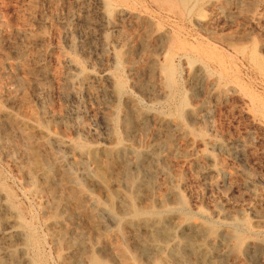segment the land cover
<instances>
[{
    "label": "rangeland",
    "instance_id": "374dc122",
    "mask_svg": "<svg viewBox=\"0 0 264 264\" xmlns=\"http://www.w3.org/2000/svg\"><path fill=\"white\" fill-rule=\"evenodd\" d=\"M17 102L57 139L49 149L80 179L99 232L113 244L108 212L120 205L126 217L138 211L166 221L171 238L160 240L161 250L141 253L132 236L146 229L126 228L122 249L99 253L103 261L197 264L168 254L182 242L175 224L197 221L216 237L189 233L209 250V264H264V0H0V107L15 112ZM132 112L142 125H125ZM1 120L0 201L7 206H0V252L11 247L33 264H68L52 238L48 194L26 182L20 154L9 150L21 135ZM164 141L179 149L151 163L153 194L136 195L117 165L109 172L99 163L105 157L83 154ZM66 143L82 152L69 155ZM77 160L102 179L82 177ZM170 187L177 196L160 206L155 196Z\"/></svg>",
    "mask_w": 264,
    "mask_h": 264
},
{
    "label": "bare ground",
    "instance_id": "6f19581e",
    "mask_svg": "<svg viewBox=\"0 0 264 264\" xmlns=\"http://www.w3.org/2000/svg\"><path fill=\"white\" fill-rule=\"evenodd\" d=\"M213 4L217 5L216 2ZM16 62V64L14 62L15 66L23 69L24 64L19 61ZM113 84V90L115 92L120 91V88H122L121 84L119 82H114ZM25 104V102L24 104H19L15 112H10L0 107V118L4 122L3 125L12 126L16 134L21 135L22 144L16 145L10 142L9 150L11 148V150L17 151L18 155L20 154L19 165L22 176L28 184L35 187L37 192L47 193L49 206L51 205L50 207L55 209L53 210L54 218L52 223L56 229L53 231L54 235L52 238L54 243L64 250V261H67L68 264H108L99 257V253L115 252L118 246L122 249V242L126 239V228L137 230L136 228L143 227L146 229V231L141 232L137 230L132 236L135 241L134 245L140 249L141 253L148 254L161 250L160 240H164L166 237L171 238V232L166 227V221H162V223L156 219L139 218L140 213L138 211H133L131 217H126L125 212L127 210L122 205L119 206L117 214L113 215L108 212L116 225L118 246L113 244V240L110 237L99 232L100 223L96 215L97 212L94 211L97 208L95 207L93 210L87 208L86 203L91 199L80 186V179L73 173L71 167L64 163L63 156L49 149L50 142L57 139L45 135L35 112L32 111L30 106H25ZM124 120L125 125L131 121L142 125L144 117L132 112L131 115L124 117ZM180 134L184 133L180 132ZM178 149V147L172 145V141H164L146 149H140L125 143L116 148L92 147L83 152V154L90 157H105L99 163L103 169L109 172L112 171L113 164L117 165L118 178L128 185L131 192L137 195L141 192L153 194L151 191V189L153 190L154 180L152 164L156 161H165L169 155L178 152ZM65 151L71 156L78 151L82 152L79 148L69 143L65 144ZM161 151L164 153H160ZM203 156L204 154L200 153L193 158V161H198ZM73 163L74 166L82 169V177L102 179L101 171L94 172L87 169L78 160ZM174 196H177V191L174 187H170L165 192L157 194L155 200L160 206H164L166 200ZM48 200L46 199L47 203ZM68 204L69 207L70 204L73 205L70 213H66L68 209L65 211ZM0 206L6 207L7 205L4 201H0ZM165 210L168 211L169 209L165 208ZM76 219L84 222L82 227V223ZM175 228L181 232L182 242H175L168 247L169 256L176 258L180 262L189 263L194 258L197 259V261L194 260L197 264H209V250L202 243L191 238L189 233L197 237H205L209 242H214L215 235L207 233L205 226L197 221L178 222L175 224ZM10 237V235L5 236L8 240ZM225 238H228L227 240L231 244L233 243L230 235H226ZM233 240L236 246L238 239L235 238ZM18 252H20L19 249L5 248L4 252H0V264H33L20 257Z\"/></svg>",
    "mask_w": 264,
    "mask_h": 264
}]
</instances>
